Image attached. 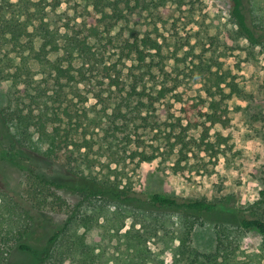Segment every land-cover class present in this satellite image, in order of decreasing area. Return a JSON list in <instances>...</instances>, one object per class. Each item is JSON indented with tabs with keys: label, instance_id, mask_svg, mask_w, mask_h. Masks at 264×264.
<instances>
[{
	"label": "trees",
	"instance_id": "obj_1",
	"mask_svg": "<svg viewBox=\"0 0 264 264\" xmlns=\"http://www.w3.org/2000/svg\"><path fill=\"white\" fill-rule=\"evenodd\" d=\"M228 1L237 33L251 45L264 47V6L250 0ZM60 4L0 0V83L9 84L10 94L4 119L22 148L17 155L26 158L24 150L37 154L86 180L88 186L57 184L36 167L27 171L26 196L13 195L0 184V264H8L14 250L43 264H165L149 245L162 230L174 234L166 235L169 240L179 242L182 264H243L225 251V244L224 252L209 255L190 245L203 215L221 210L222 201L146 195L134 189L132 178L139 165L156 158L144 150L142 129L152 126L156 104L168 94L180 98L176 92L180 81L170 78L163 65L156 66L162 77L158 81L160 76L148 63L149 57L163 59L156 38L140 36L136 26L114 34L129 17L145 18L138 9L149 10L151 3L93 0L95 12H88L89 23L71 33L50 19ZM114 48L142 70L132 83L121 78L116 65L106 64L107 53ZM225 82L216 74L205 85L212 109L219 104L217 97L221 101L230 97L222 86ZM207 117L213 124L219 122L216 113ZM188 137L184 128L175 142L166 138L170 153L177 149L178 162L207 146ZM262 184L257 211H236L235 217L238 230L264 237V177ZM67 197L75 201L70 203ZM50 204L64 207L67 217L40 250L26 240L34 212ZM221 232L231 244L234 233L226 228Z\"/></svg>",
	"mask_w": 264,
	"mask_h": 264
},
{
	"label": "rangeland",
	"instance_id": "obj_2",
	"mask_svg": "<svg viewBox=\"0 0 264 264\" xmlns=\"http://www.w3.org/2000/svg\"><path fill=\"white\" fill-rule=\"evenodd\" d=\"M145 1L151 3L149 10L138 9L145 18L129 17L127 22L119 23L114 34L127 26H136L140 36L150 34L156 38L162 45L163 59L161 62L158 56L148 58L153 73L160 76L156 66L163 65L169 77L177 78L181 86L176 91L180 98L170 93L157 103L150 118L152 126L141 131L144 150L156 158L139 165L132 178L134 189L146 195L164 193L178 198L222 201L221 210L203 215L202 224L191 233V247L205 255L224 252L226 248L234 260L243 264H264V237L255 231L238 230L235 217L238 211L249 214L256 210L263 189L264 47L251 45L237 33L228 0ZM250 1L264 6V0ZM60 2L50 19L54 26L69 29L70 33L72 28L89 23V11L95 12L93 0ZM121 6L124 8V4ZM125 55L120 48H114L107 53L106 64L116 65L121 78L132 83L134 75L142 70L135 68L133 61L125 60ZM216 74L224 76L226 82L222 86L230 97L222 101L217 97L219 104L212 109L205 85ZM168 85L171 87L173 83ZM9 98V84L1 82L0 184L13 195L26 196L27 171L36 167L57 184L88 186L86 180L37 154L24 150L26 158L17 155L22 148L14 139L12 126L4 119ZM214 113L219 117L215 124L207 117ZM184 128H188V138L203 140L207 146L188 153L178 162L181 157L177 149L170 153L166 138L175 142L176 135ZM67 201L72 203L75 199L67 197ZM63 208L50 204L34 212L35 221L27 243L42 250L53 232L63 225L67 217ZM130 226L128 222L127 228ZM222 228L234 233L229 238L230 245L224 241ZM158 235L149 243L155 256L165 264H182L179 242L166 236L174 234L162 230ZM8 264L43 263L14 250Z\"/></svg>",
	"mask_w": 264,
	"mask_h": 264
}]
</instances>
